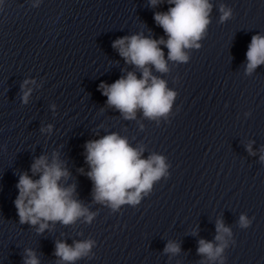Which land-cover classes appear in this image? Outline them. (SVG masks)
<instances>
[{
    "label": "water",
    "instance_id": "95a60500",
    "mask_svg": "<svg viewBox=\"0 0 264 264\" xmlns=\"http://www.w3.org/2000/svg\"><path fill=\"white\" fill-rule=\"evenodd\" d=\"M208 3L199 47L179 62L154 19L175 6L168 0H0V264H25L29 251L39 264H264V63L249 74L246 55L252 37H264V0ZM221 7L231 11L223 22ZM133 35L165 41L168 71L147 65L175 93L163 116L137 109L127 119L103 94L129 72L142 78L113 47ZM111 134L166 165L139 203L115 210L94 199L86 159V145ZM41 156L67 171L58 183L74 186L90 222L47 221L42 232L20 223L17 184L25 173L40 178L31 166ZM217 221L231 233L223 241ZM200 240L226 247L210 260ZM85 241L92 247L75 261L55 255L58 242ZM169 243L179 252H166Z\"/></svg>",
    "mask_w": 264,
    "mask_h": 264
},
{
    "label": "clouds",
    "instance_id": "9594fccd",
    "mask_svg": "<svg viewBox=\"0 0 264 264\" xmlns=\"http://www.w3.org/2000/svg\"><path fill=\"white\" fill-rule=\"evenodd\" d=\"M174 4L167 13H156L155 21L164 29L168 39V59L179 62H186L188 56L183 49L199 47L196 41L201 39L209 24L208 15L211 5L208 0H168ZM156 0H152L154 5ZM221 22L227 20L231 11H225L221 7ZM161 38L159 41L144 38L140 35L123 37L116 40L113 47L118 48L119 53L126 62L134 64L143 69L142 78L137 79L132 72L126 78H121L113 84L101 85L103 94L107 96V103L119 109L125 118L135 117L137 109H142L145 117L155 118L167 114L172 106L175 93L167 90L164 80L151 76L147 65H153L159 72H167V66L163 51L158 44H164ZM248 65L247 72L250 74L258 65L264 63V37L253 36L251 44L246 53ZM27 83V82H26ZM29 93L24 94L27 102ZM87 162L91 167L88 173L94 182V199L97 202H107L114 210L120 205L137 204L142 192L151 189L154 181L158 180L165 173L166 165L164 158L159 155H152L148 159H141V151L130 147L126 139L111 134L91 141L86 145ZM264 159V157H261ZM33 174L40 172V178L33 180L26 173L19 178L17 188L19 195L15 200V207L18 212L21 224H40L38 231L48 227L47 221H60L65 225L74 223L81 216H86L90 222L93 214L72 199L74 186L61 187L58 181L67 177L68 173L62 169L60 163L55 159L51 165L47 163L44 156L36 159L31 166ZM43 220L44 223H40ZM250 221L240 217L241 227H247ZM217 241H223L221 233L231 234L222 221H217ZM92 241L76 242L69 246L64 242L56 244L55 255L63 261L72 262L89 253ZM226 243L214 247L210 242L199 241L198 253L205 255L210 260H215L221 255ZM166 252L177 253L179 247L169 243ZM29 258L25 264H39L35 255L29 251Z\"/></svg>",
    "mask_w": 264,
    "mask_h": 264
}]
</instances>
